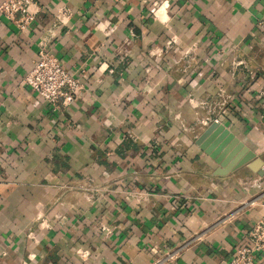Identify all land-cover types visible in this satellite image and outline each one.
<instances>
[{
  "label": "crops",
  "instance_id": "crops-1",
  "mask_svg": "<svg viewBox=\"0 0 264 264\" xmlns=\"http://www.w3.org/2000/svg\"><path fill=\"white\" fill-rule=\"evenodd\" d=\"M37 2L28 33L0 15V264H156L179 247L163 264H229L264 175L219 176L195 141L217 118L264 162V0ZM42 41L84 85L69 106L24 83Z\"/></svg>",
  "mask_w": 264,
  "mask_h": 264
},
{
  "label": "built area",
  "instance_id": "built-area-1",
  "mask_svg": "<svg viewBox=\"0 0 264 264\" xmlns=\"http://www.w3.org/2000/svg\"><path fill=\"white\" fill-rule=\"evenodd\" d=\"M42 6L37 0H5L0 5V15L10 22L19 32L28 33L35 24ZM72 13L69 9L60 7L57 9L54 21L48 28L52 38L56 37L58 28L69 23ZM171 42H169V46ZM184 72H188L197 61L196 49L191 46L184 53ZM234 67L237 63L233 64ZM112 73L113 70L111 69ZM24 83L32 91L36 92L45 102L52 105L69 106L81 94L84 89L83 83L69 72L59 58L49 48L47 41L39 43V51L36 61L30 72L25 76ZM224 105V103L222 104ZM217 118L209 119L205 125ZM254 202V201H253ZM253 202H248L253 204ZM261 213L257 222L246 233L244 244L234 253L229 264H264V203L261 204ZM104 233H112L113 228L101 227ZM182 247L168 252L158 260L156 264H163L177 255Z\"/></svg>",
  "mask_w": 264,
  "mask_h": 264
},
{
  "label": "water",
  "instance_id": "water-1",
  "mask_svg": "<svg viewBox=\"0 0 264 264\" xmlns=\"http://www.w3.org/2000/svg\"><path fill=\"white\" fill-rule=\"evenodd\" d=\"M195 144L219 165L215 172L219 176H226L245 165L258 175H264L263 160L221 121L209 124Z\"/></svg>",
  "mask_w": 264,
  "mask_h": 264
}]
</instances>
